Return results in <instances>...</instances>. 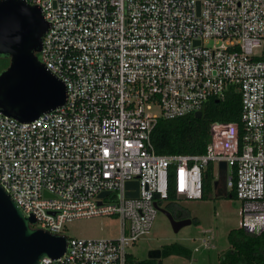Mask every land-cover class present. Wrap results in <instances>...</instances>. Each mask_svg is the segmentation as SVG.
Here are the masks:
<instances>
[{
  "label": "built area",
  "instance_id": "obj_1",
  "mask_svg": "<svg viewBox=\"0 0 264 264\" xmlns=\"http://www.w3.org/2000/svg\"><path fill=\"white\" fill-rule=\"evenodd\" d=\"M24 1L47 22L37 57L67 99L33 122L0 113V184L34 229L63 236L73 220L113 217L120 230L113 239L67 238L61 257L39 264H128L169 183L178 200H202L206 168L217 179L221 161L238 228L264 232V0ZM230 86L241 129L213 125L200 155L155 152L159 119L201 112Z\"/></svg>",
  "mask_w": 264,
  "mask_h": 264
},
{
  "label": "water",
  "instance_id": "obj_2",
  "mask_svg": "<svg viewBox=\"0 0 264 264\" xmlns=\"http://www.w3.org/2000/svg\"><path fill=\"white\" fill-rule=\"evenodd\" d=\"M47 27L37 6L24 0H0V56L9 58L8 66L0 72V113L19 122H33L63 106L67 99L65 84L37 57ZM194 116L200 117L201 112ZM227 178V164L221 161L213 182L216 196L231 198ZM126 188L137 190L138 184L129 182ZM126 196L136 197L137 192ZM155 207L161 210L156 203ZM162 211L174 232L192 224V219L176 220L168 211ZM34 222V217L25 215L0 184V264H39L43 258L56 259L65 253L67 238L34 229ZM160 257V249L148 253V259Z\"/></svg>",
  "mask_w": 264,
  "mask_h": 264
},
{
  "label": "rangeland",
  "instance_id": "obj_3",
  "mask_svg": "<svg viewBox=\"0 0 264 264\" xmlns=\"http://www.w3.org/2000/svg\"><path fill=\"white\" fill-rule=\"evenodd\" d=\"M212 44V41L205 42L208 46ZM173 206L170 209L166 202L161 203L150 233L128 249L133 261L148 259L149 251L177 243L191 250L190 258L172 255L163 258L162 264H219L229 249V231L239 227L238 201L216 196L212 187L206 199L176 200ZM162 210L177 216L176 220L186 218L196 222L174 232ZM62 235L69 239H113L120 235L119 222L113 217L76 219L64 225Z\"/></svg>",
  "mask_w": 264,
  "mask_h": 264
},
{
  "label": "trees",
  "instance_id": "obj_4",
  "mask_svg": "<svg viewBox=\"0 0 264 264\" xmlns=\"http://www.w3.org/2000/svg\"><path fill=\"white\" fill-rule=\"evenodd\" d=\"M258 59L264 62V49ZM7 66L8 59L0 58V72ZM215 124H237L241 129L240 97L232 86L228 87L224 100H208L200 117L189 114L170 120L159 119L151 134V143L155 152L160 155H200L205 152L210 140V129ZM215 180L214 166L209 164L204 173L202 200L211 193ZM229 194L231 199L236 200L234 190L229 191ZM176 200L178 199L173 186L169 183L167 207H174ZM195 222V219H192V224ZM227 240L229 249L223 254L219 264H264V232L254 235L237 228L229 231ZM160 251V259L133 261L132 257H129L128 263L162 264L163 258L172 255L186 259L191 256L190 249L177 243L162 246Z\"/></svg>",
  "mask_w": 264,
  "mask_h": 264
},
{
  "label": "flooded vegetation",
  "instance_id": "obj_5",
  "mask_svg": "<svg viewBox=\"0 0 264 264\" xmlns=\"http://www.w3.org/2000/svg\"><path fill=\"white\" fill-rule=\"evenodd\" d=\"M3 57L8 59V64H9V58L7 56H0V58H3ZM182 219H185V218H182Z\"/></svg>",
  "mask_w": 264,
  "mask_h": 264
},
{
  "label": "crops",
  "instance_id": "obj_6",
  "mask_svg": "<svg viewBox=\"0 0 264 264\" xmlns=\"http://www.w3.org/2000/svg\"><path fill=\"white\" fill-rule=\"evenodd\" d=\"M229 193V192H228Z\"/></svg>",
  "mask_w": 264,
  "mask_h": 264
}]
</instances>
